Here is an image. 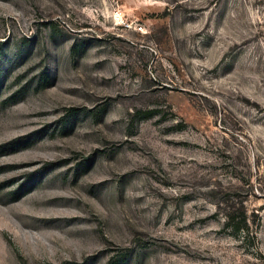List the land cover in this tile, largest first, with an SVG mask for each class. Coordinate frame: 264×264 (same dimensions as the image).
<instances>
[{"label":"rangeland","instance_id":"374dc122","mask_svg":"<svg viewBox=\"0 0 264 264\" xmlns=\"http://www.w3.org/2000/svg\"><path fill=\"white\" fill-rule=\"evenodd\" d=\"M0 264H264V0H0Z\"/></svg>","mask_w":264,"mask_h":264},{"label":"trees","instance_id":"16d2710c","mask_svg":"<svg viewBox=\"0 0 264 264\" xmlns=\"http://www.w3.org/2000/svg\"><path fill=\"white\" fill-rule=\"evenodd\" d=\"M231 222H232V224H231ZM234 222H235V220L231 219L229 222L230 224L229 223L227 224L230 227V230L235 234H241V233L244 234L246 239L249 238L250 234H249L248 228L246 226L239 225V223H240L239 221H237L235 223Z\"/></svg>","mask_w":264,"mask_h":264}]
</instances>
